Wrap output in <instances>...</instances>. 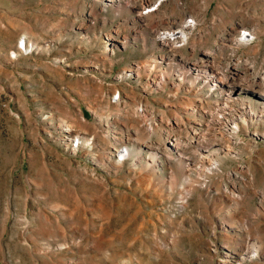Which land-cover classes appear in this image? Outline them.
Returning <instances> with one entry per match:
<instances>
[{
	"label": "rangeland",
	"instance_id": "374dc122",
	"mask_svg": "<svg viewBox=\"0 0 264 264\" xmlns=\"http://www.w3.org/2000/svg\"><path fill=\"white\" fill-rule=\"evenodd\" d=\"M0 264H264V0H0Z\"/></svg>",
	"mask_w": 264,
	"mask_h": 264
},
{
	"label": "bare ground",
	"instance_id": "6f19581e",
	"mask_svg": "<svg viewBox=\"0 0 264 264\" xmlns=\"http://www.w3.org/2000/svg\"><path fill=\"white\" fill-rule=\"evenodd\" d=\"M157 5H159L158 2H154L152 4H149L146 6L148 9L147 11L153 12L154 10H157ZM148 12V13H149ZM194 18L187 16L184 18V20L181 23H178L172 27H168L166 29H163L159 32L160 34V42L164 46H169L174 50L180 49L183 45H181L183 42L188 40V36L192 34L193 28H194ZM246 33V34H244ZM243 34H239V39H235L234 42H247V36H251L247 30L244 31ZM246 37V38H245ZM78 138V137H77ZM79 139V138H78ZM78 139H71V141L76 140L78 145ZM121 151V150H120ZM126 151V150H124ZM123 152V151H122ZM122 154V153H121ZM250 251V250H249Z\"/></svg>",
	"mask_w": 264,
	"mask_h": 264
},
{
	"label": "built area",
	"instance_id": "2783aa9c",
	"mask_svg": "<svg viewBox=\"0 0 264 264\" xmlns=\"http://www.w3.org/2000/svg\"><path fill=\"white\" fill-rule=\"evenodd\" d=\"M243 33H244V31L242 32V34H243ZM244 34H246V33H244ZM250 35H251V34H250ZM251 37H252V36H249V35H248V36H247V39H248V40H251ZM245 38H246V37H245ZM72 143H73V146H74V147L77 146V141H76V140L72 141ZM120 158L122 159V156H120Z\"/></svg>",
	"mask_w": 264,
	"mask_h": 264
}]
</instances>
